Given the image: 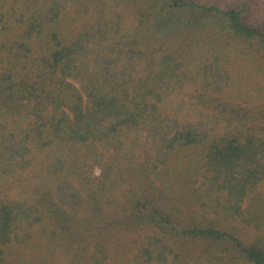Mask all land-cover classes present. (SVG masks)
<instances>
[{"label": "trees", "instance_id": "obj_1", "mask_svg": "<svg viewBox=\"0 0 264 264\" xmlns=\"http://www.w3.org/2000/svg\"><path fill=\"white\" fill-rule=\"evenodd\" d=\"M0 264H264V0H0Z\"/></svg>", "mask_w": 264, "mask_h": 264}, {"label": "rangeland", "instance_id": "obj_2", "mask_svg": "<svg viewBox=\"0 0 264 264\" xmlns=\"http://www.w3.org/2000/svg\"><path fill=\"white\" fill-rule=\"evenodd\" d=\"M202 1V0H201ZM99 172V168L96 169L95 173H98Z\"/></svg>", "mask_w": 264, "mask_h": 264}]
</instances>
